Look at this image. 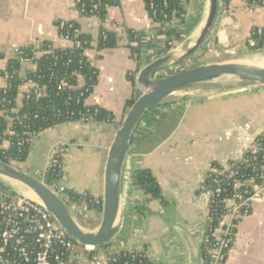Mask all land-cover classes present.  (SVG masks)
<instances>
[{"label":"crops","instance_id":"1","mask_svg":"<svg viewBox=\"0 0 264 264\" xmlns=\"http://www.w3.org/2000/svg\"><path fill=\"white\" fill-rule=\"evenodd\" d=\"M181 1L185 10L184 26L190 35L204 18L207 0H202L194 22L189 19L192 0ZM59 19L77 21L81 31L92 36L94 41L86 54L98 70V81L85 103L111 111L116 120L113 124L79 121L45 130L32 141L27 159L17 167L42 178L51 147L63 143L67 150L60 185L75 193H89L99 201L110 143L127 112L126 102L140 94L135 79L132 84L127 73L135 71L136 77L143 65L168 50H165V37L158 34L142 0H117L116 5L107 8L103 20L80 17L73 0H0V53L3 54L0 69L5 68L21 46L44 39L66 46L68 43L58 37L54 25ZM101 27L120 37L124 36L125 29L144 31L141 64L138 66L131 57L124 39L115 48L97 51L95 45ZM253 28L264 31V9L250 11L243 0H228L227 4L219 0L218 16L207 40L209 46L204 45L196 57L162 73L192 67L199 52L203 53L201 64L249 60L254 51L248 48L253 44ZM26 67L33 68L31 64ZM6 83V78L0 77V88ZM32 87V83L20 87L16 99L18 107L22 95ZM263 127L264 86L238 94L195 95L150 109L136 129L126 160L121 194L122 222L109 247L145 251L153 264H189L187 249L176 229L188 230L201 244L208 205L207 194L200 190L202 181L213 163L225 166L239 157L244 141L250 142ZM37 156L40 167L31 163ZM139 168L152 172L162 188L166 205L157 200L147 201L144 194L133 187L130 176ZM75 211L83 217L79 222L86 230L93 231L99 225L101 211ZM225 264H264V196L253 203L249 215L238 221Z\"/></svg>","mask_w":264,"mask_h":264},{"label":"trees","instance_id":"2","mask_svg":"<svg viewBox=\"0 0 264 264\" xmlns=\"http://www.w3.org/2000/svg\"><path fill=\"white\" fill-rule=\"evenodd\" d=\"M148 13L156 24L158 34L165 37V50H170L186 35L184 26V4L181 0H143ZM228 0H223L227 4ZM117 4V0H81L76 6L80 17L95 16L103 20L107 8ZM95 6V7H94ZM154 13V15L152 14ZM177 21V24L173 22ZM56 32L59 38L67 40L66 46H57L53 41L44 39L37 43L27 44L18 48L9 59L4 69H0V77L6 78V86L0 88V160L18 166L24 162L31 150L32 141L43 131L57 125L74 122L115 123V115L98 105H87L85 99L92 93L98 81V70L92 64L86 51L94 41L88 33H83L80 24L75 20H56ZM127 42L131 57L141 64L143 43L146 39L144 31L125 29L124 36L110 32L102 27L98 31L95 48L97 51L115 48L122 40ZM252 45L249 50L264 49V33L258 35L256 28L251 31ZM3 57V54L0 53ZM31 64L33 68L26 67ZM135 71L127 73V79L134 84ZM80 80L82 81L80 85ZM32 83L33 87L22 95L20 106L16 104L20 87ZM135 98L126 102L129 108ZM256 154L246 149L242 155L227 162V167L213 163L212 169L206 174L200 190H212L220 186L222 191L213 196L209 203V221L206 232L217 225L223 211V199L231 197L234 192L244 187L233 186L235 180L253 179L254 183L264 182V131L256 138ZM230 171L235 174L229 177ZM64 171L51 166L43 175L46 185H57ZM133 187L141 191L147 201L157 200L166 205L162 188L149 169L139 168L130 176ZM216 180V181H214ZM68 196L67 203H77L82 195L70 189L64 190ZM90 200L88 209L101 211V200ZM108 248L109 245L103 246ZM206 256L205 246L202 247ZM95 251H91V255ZM123 252V251H122ZM147 263V262H146Z\"/></svg>","mask_w":264,"mask_h":264},{"label":"water","instance_id":"3","mask_svg":"<svg viewBox=\"0 0 264 264\" xmlns=\"http://www.w3.org/2000/svg\"><path fill=\"white\" fill-rule=\"evenodd\" d=\"M218 11L219 0H207L204 18L195 32L138 70L135 85L140 94L120 121L107 152L103 172L101 218L96 229L86 230L72 208L42 178L0 160V180L11 186L18 184L28 189L35 197L28 198L39 202L65 231L67 237L77 245L89 249L109 245L117 236L122 222L121 194L126 160L136 129L148 111L195 95L211 96L264 86V66L243 59L209 62L173 73H162L173 65L192 58L205 45L214 28ZM252 53L253 58L264 59V49L254 50ZM263 131L264 127L251 137L250 142L244 141L240 156ZM176 232L187 249L189 264H205L201 244L192 233L181 227Z\"/></svg>","mask_w":264,"mask_h":264},{"label":"built area","instance_id":"4","mask_svg":"<svg viewBox=\"0 0 264 264\" xmlns=\"http://www.w3.org/2000/svg\"><path fill=\"white\" fill-rule=\"evenodd\" d=\"M73 1L76 11L84 12V9L77 10L76 8L81 0ZM243 1L250 11L258 8L264 9V0ZM148 6L152 8V0H148ZM152 14L154 15V13ZM150 19L152 20V18ZM256 33L262 35L264 31L256 28ZM60 39L67 42L66 39ZM205 46H209L207 41ZM249 89H237L222 94H238L246 92ZM247 149L253 155L257 152L255 143L249 145ZM66 150L67 145L63 143H56L51 147L42 178L45 171L51 166H57L64 171ZM223 167H227V164ZM234 174V171H230L229 177L234 176ZM261 177H264V174ZM48 186L67 203L68 196L64 193L66 188L62 187L60 183ZM233 186L235 188H244L243 190L234 192L231 197L223 199L224 211L217 225L213 228L210 227L209 233L205 230L202 237L201 244L202 247L205 246L206 250V256L204 254L205 264H225L227 253L234 243L235 229L238 221L249 215L253 203L259 201L264 196V182L254 183L253 179L246 181L235 180ZM202 189L208 197L205 218L207 223L210 219L209 203L213 202V196L219 194L222 188L218 186L215 189L208 190L202 186ZM79 194L82 195L79 202L67 204L71 205L70 207H73L74 210H85V208L89 210L88 204L90 200H87L86 197H91V200L94 198L86 192ZM91 251H95L93 255L90 254ZM0 264L153 263L148 259L145 251L116 250L110 247L97 249L81 247L67 237L65 231L39 202L18 193L7 195L0 192Z\"/></svg>","mask_w":264,"mask_h":264},{"label":"rangeland","instance_id":"5","mask_svg":"<svg viewBox=\"0 0 264 264\" xmlns=\"http://www.w3.org/2000/svg\"><path fill=\"white\" fill-rule=\"evenodd\" d=\"M201 4H202V0H192L191 2V16H190V22H194V20L196 19V16L198 15L200 8H201ZM200 56H198L196 59L194 60V63L191 66H195V65H199L201 64V55L203 54L202 52H199ZM196 57V55H194L192 58ZM167 74V72H166ZM31 163H33L34 167H40V163H39V157L37 156V158H35L34 160H31ZM29 172H34L33 169H29ZM0 192L7 194V195H14L15 193H20L22 194V191L16 187L15 185L11 186V184H8L7 182H3L0 180ZM25 195V194H22ZM26 197H30L25 195ZM71 206V205H70ZM73 208V207H72ZM74 210V208L72 209ZM77 213L76 211L74 212V214ZM77 219L80 221H83V217L79 214H75Z\"/></svg>","mask_w":264,"mask_h":264},{"label":"bare ground","instance_id":"6","mask_svg":"<svg viewBox=\"0 0 264 264\" xmlns=\"http://www.w3.org/2000/svg\"><path fill=\"white\" fill-rule=\"evenodd\" d=\"M195 35H196V33L194 34V36ZM247 62H250V63H253V64H259V65L264 66V59L259 58V57L251 58ZM15 186L18 187L22 191V194H25V195L30 196V197H34V195L28 189H26V188H24V187H22V186H20L18 184H15Z\"/></svg>","mask_w":264,"mask_h":264}]
</instances>
